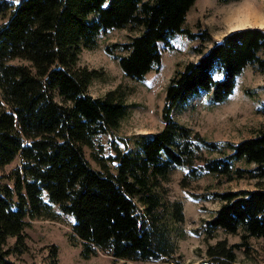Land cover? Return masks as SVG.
<instances>
[{
  "label": "trees",
  "instance_id": "1",
  "mask_svg": "<svg viewBox=\"0 0 264 264\" xmlns=\"http://www.w3.org/2000/svg\"><path fill=\"white\" fill-rule=\"evenodd\" d=\"M194 1L0 0V14L7 12L0 23V168L13 162L0 174V264H18L8 255L24 249L31 220L62 214L72 217L70 240L80 244L84 258L102 252L182 264L172 258L184 234L182 202L161 190L162 179L177 167L186 168L183 187L205 174L256 183L193 195L220 201L202 221L205 239L217 230L241 234L239 241L207 243L204 258L190 264H240L235 250L247 252L249 237L264 242V127L236 142L217 140L172 115L202 90L223 101L247 65L264 72V30L246 26L212 40L206 27L183 25ZM122 27L137 33L105 50L134 79L161 63L159 42L171 48L175 33L212 41L206 49L193 45L198 57L169 78L161 129L133 137V147L110 140L105 153L99 136L119 126L129 105L118 88L88 94L97 71L81 66L79 53L94 47L100 32ZM258 110L264 117V102ZM47 252L43 264H59L57 246Z\"/></svg>",
  "mask_w": 264,
  "mask_h": 264
},
{
  "label": "rangeland",
  "instance_id": "2",
  "mask_svg": "<svg viewBox=\"0 0 264 264\" xmlns=\"http://www.w3.org/2000/svg\"><path fill=\"white\" fill-rule=\"evenodd\" d=\"M12 3L18 0H9ZM250 6L264 17V0H195L186 14L184 26L191 31L206 27L211 39H219L227 31L246 26H257L264 30V23L249 22L230 27L229 22L235 18V12ZM7 17V12L0 14V23ZM235 20V19H234ZM237 20V18H236ZM137 32L127 27L112 28L100 32L96 45L82 48L78 63L89 69H96L94 77L87 87L91 96H100L108 90L118 88V94L129 105L126 114L120 119L119 126L108 134L99 136L104 152H109L110 140L120 147L124 141L133 147L132 138L141 133H153L163 126L161 108L164 91L169 78L189 60H195L198 54L192 49L199 45L206 49L212 40L202 42L198 37H188L183 33H175L170 38L172 47L162 42L159 47L162 53L161 63L150 69L143 79L126 76L117 59L105 50V46L114 42H125ZM119 53L118 49H114ZM123 52V51H122ZM264 57V49L259 51ZM249 90L250 92H246ZM264 102V72L256 65H247L236 77V85L231 94L223 101L210 99L209 91L202 90L200 95L188 99L172 112L178 121L191 126L200 134L210 139L239 141L254 134L257 128L264 127V117L259 112ZM90 163L96 167L89 157L88 148H84ZM211 155H217L212 152ZM13 162L0 168L5 174ZM186 171L185 167H177L161 181V190L169 200L182 202L183 221L180 226L184 231L177 238L178 248L173 259L182 264L196 263L204 258L207 243L218 238H226L228 242L240 240L241 230L228 233L217 230L214 237L205 239L201 228L202 221L210 217L219 206L215 199L203 200L195 198L200 192L207 190L251 189L256 186L255 179L239 178L230 181L224 178L205 174L193 180L186 187L179 180ZM72 217L62 214L59 218H37L25 227L27 237L22 250H10L8 257L18 264H43L48 255L50 245L57 246L59 264H175L173 261L161 259L129 260L114 258L109 254L98 252L89 258L80 254V244L70 240ZM13 241L12 238L8 243ZM247 252L236 249V260L240 264H264V242L261 238L249 237Z\"/></svg>",
  "mask_w": 264,
  "mask_h": 264
},
{
  "label": "bare ground",
  "instance_id": "3",
  "mask_svg": "<svg viewBox=\"0 0 264 264\" xmlns=\"http://www.w3.org/2000/svg\"><path fill=\"white\" fill-rule=\"evenodd\" d=\"M256 21L258 22L260 21L264 23V17L261 15V13H259L258 11L254 9H251V7L248 6L245 8L243 7L242 10H237L235 12V18H233L229 22V26L233 27V26L242 25V24L249 23V22H256Z\"/></svg>",
  "mask_w": 264,
  "mask_h": 264
}]
</instances>
